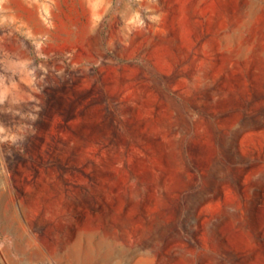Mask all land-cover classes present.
<instances>
[{"label":"rangeland","instance_id":"374dc122","mask_svg":"<svg viewBox=\"0 0 264 264\" xmlns=\"http://www.w3.org/2000/svg\"><path fill=\"white\" fill-rule=\"evenodd\" d=\"M0 264H264V0H0Z\"/></svg>","mask_w":264,"mask_h":264},{"label":"bare ground","instance_id":"6f19581e","mask_svg":"<svg viewBox=\"0 0 264 264\" xmlns=\"http://www.w3.org/2000/svg\"><path fill=\"white\" fill-rule=\"evenodd\" d=\"M180 127V126H179ZM104 261V260H103Z\"/></svg>","mask_w":264,"mask_h":264}]
</instances>
